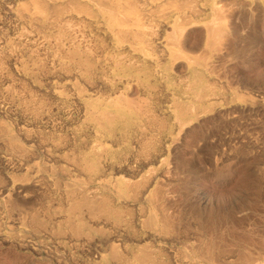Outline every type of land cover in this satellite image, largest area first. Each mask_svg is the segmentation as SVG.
I'll return each instance as SVG.
<instances>
[{"label":"bare ground","instance_id":"6f19581e","mask_svg":"<svg viewBox=\"0 0 264 264\" xmlns=\"http://www.w3.org/2000/svg\"><path fill=\"white\" fill-rule=\"evenodd\" d=\"M220 1L226 4L227 0ZM245 3L232 5L236 20L247 21ZM225 4L221 7L216 0H0V105L10 114L19 113L26 122L12 129L0 114V156L23 170L25 180L49 185L60 200L53 211L47 207L50 214L44 213L45 218L33 210L36 215L29 216L25 224L28 231L35 236L50 235L58 244L68 240L88 245L96 253L90 264H219L196 241L185 244L188 250L183 245L173 250L164 246L166 261L160 249L146 240L167 244L178 228L171 217L175 212L169 211L171 201L165 203L166 189L161 192L170 168L176 166H167L163 154L166 142L194 114L208 108L205 105L215 96L214 78L208 73L215 64L211 51L218 47L212 45L227 33L246 42L240 46L250 41L251 34L241 32L243 20L237 23L239 27L226 29ZM191 27L203 32L199 45L207 56L193 54V48L189 52L188 45L194 44L188 41ZM257 35L254 43L259 41ZM180 63L182 74L176 71L183 67ZM133 90L136 96L131 98ZM40 124L49 126L48 131L29 127ZM7 177L11 188H1L0 209L10 205L13 185L22 189L25 181ZM204 193L202 202L210 199ZM243 252L237 254L239 263L243 257L240 264H264V257Z\"/></svg>","mask_w":264,"mask_h":264},{"label":"rangeland","instance_id":"374dc122","mask_svg":"<svg viewBox=\"0 0 264 264\" xmlns=\"http://www.w3.org/2000/svg\"><path fill=\"white\" fill-rule=\"evenodd\" d=\"M219 1L216 0L218 5L222 7L223 3L225 4V2L220 1L219 3ZM228 1L229 0H227L226 4L224 5L228 9H226L225 7L222 8V10L224 9L227 10V11L224 10V13L226 14L224 16L225 17L224 23L227 30L231 28V27L228 28L229 26L239 27L241 20L244 19L241 18L239 21V18L237 20L236 18H234L235 16L234 8H233L234 6L232 5H234L235 3L237 4V2H243V3L246 2L245 4L247 5V7H249V10L247 11L249 15L244 14V16L247 15L245 17L247 21L243 20L244 22L242 21L243 23H241L243 25L241 24L240 25L241 27L243 26L242 27L243 31L241 32L243 33L245 32L244 34L246 35L249 34L248 36H250L251 34V36L249 37L250 41L248 40L249 43L247 42L246 45L244 44L245 46H240V44L243 45V43L246 42L243 41L242 43H240L238 42L239 38L236 37L233 33H227L225 34V36L223 35L222 38L218 39L220 41L223 40L222 42L217 41L212 45L211 48L218 47L219 50L218 48L217 50L216 48L215 49L213 48L211 51L213 62L215 61L214 62L215 64L212 63V66L213 65L214 66L211 67L212 68L210 69L211 72L209 71L208 73L210 74V77L212 79L214 78L211 87H213L212 90L215 92V96H216V97L213 96L205 105V107L211 109L208 110V108H204L203 109L204 111L197 112L196 114H194L192 118L188 120L185 123V125L181 128L180 130L181 132L179 131H178L179 133L176 132L173 140L166 142L167 144L166 151L163 154V157H165L164 158L165 163L167 166L169 165V167L175 168L176 166V168L175 169L170 168L169 171H171L173 175L171 174V172H169L170 175L168 173L169 177L167 181H165L164 185H162L164 187L161 192L165 191L164 189H166V191L163 192V193L167 192V194H165L166 198L164 197L166 200L165 203H167V201L168 203L171 201V203L169 204L167 203L169 206L172 204L171 206L173 207L174 205L175 209L177 207L183 209L181 210V212L178 211L180 210L179 208H177V210H175L174 207L173 208L171 207V209H169L170 212L171 211L175 212V214H172L171 212L172 214L171 217L172 219L174 218L173 220H175L174 223H177V225L175 224L174 227L176 228L178 227L177 229L180 228L181 230L179 229L178 231L176 229L175 234L177 233L178 234L177 235L174 234L173 236L174 238L173 239L171 238V241H168L167 244H161L159 240H153V242L152 240L149 239L146 240L147 243L150 244L153 248L156 247L158 250L160 249V254L166 261H168V257L167 254H164L166 253L164 251H168L167 249L173 247L171 249L173 250L174 248H176V246L180 247L181 245L182 247L183 245L182 248L188 250L189 249L188 245H190L191 243L195 245L196 242H197L196 245L199 243V246L202 249L204 247V250L206 249L209 255L212 254L211 257L213 259H215L214 258L215 256H217L218 259H220L218 260L217 257L215 260L212 259L213 263L214 261L216 262L217 260L219 261V264L220 261L221 264L223 263L240 264L243 261V257L240 256L239 259H241L242 261H240L239 263L237 261L238 260L237 254L240 253L241 255L242 254L241 251H244L243 254H245L246 252L251 255L253 253L252 256H259L261 258L264 257V255L261 254L262 252H264V248H261L264 246V244L262 243V240L264 242V234L263 236L260 235L264 232V224H263L264 223L263 220L264 219V204H263L264 203L263 202L264 201V13H263L264 0H241V1L237 0V2L236 0L235 1L232 0L234 1L233 4L231 0H230L231 2ZM231 6L233 9L231 8ZM222 14L223 12H221V16ZM5 21L7 22V20ZM233 21L235 22V24ZM231 22L233 23V25ZM227 24L228 26H226ZM196 29L197 32L199 33H196ZM190 30L193 32L191 33ZM252 33H254L253 41H254V35L260 34V36L257 35L258 36L257 38L259 39V41L257 40V42L259 43L256 42V39H255V43L253 41L251 42ZM188 34H189L188 41L191 42V44L193 43L196 44L198 42V44L196 45L193 44V46L191 45V47L190 45H188L189 52L191 53L192 51H194L192 50L193 48L196 50L195 52H192L193 54L195 53L197 55V53L200 52L199 54L203 56L204 55L207 56L208 55V52H206L207 50L204 53L205 49L202 48L201 46L203 41V32L201 31V29L197 27H191L189 29ZM199 40L201 41L199 42ZM199 43L201 45H199ZM217 43L218 46H215L217 45ZM251 44L253 45L252 47H250ZM196 46L198 50L196 49ZM239 48H241V50H238ZM217 54L220 55L218 56ZM179 65L183 67H180V69L177 67L176 71L178 74H182L184 73L183 72L184 65L182 63H180ZM215 78L217 82H215L216 81ZM214 85H216L217 87ZM134 93H135L134 90L133 92L131 91L130 97L133 95L135 97L136 93L135 94ZM43 96H45V98L48 97L47 100L44 99V101L46 103H49L50 102L49 96L46 94L42 95V97ZM0 114L3 120L5 121V123L12 129H15L17 126L26 123L19 113L11 112L10 114L8 108L3 104L0 105ZM197 118L199 119V121ZM191 125H192V129H191ZM194 125L195 127H193ZM29 127L34 131H36V129H39L41 132L48 131L49 129V126H45L41 124L38 125V128L37 126H33V125H29ZM187 128L190 130H187ZM184 129L186 130L187 133L184 132ZM179 136L180 137L182 136V139ZM178 139H180V141H177ZM175 142L179 145H177ZM173 144L174 146L176 145L178 147L176 146L174 147ZM171 145L172 148L170 149ZM40 157L44 159L43 156ZM169 158L178 159V161L174 159H171L170 161ZM172 161H174L175 163L174 162L172 163ZM5 164L7 167H5ZM0 166H1L0 167L1 179H2V174L4 173L6 178L3 175V179L5 181L8 178L7 174L13 176V178H18L17 181H19L20 179L25 180L24 177L26 175L23 173V170L19 169L18 171L17 169L19 167L17 165L9 161L3 160L1 156H0ZM16 174L17 175L20 174V175L17 176ZM1 179H0L1 191H2L1 189L2 187H4V189L5 187L11 188V183L9 179L7 180L8 182L7 183L4 182V184L2 182L4 180ZM14 185H13L14 191L11 195L13 198H11L7 203L10 205H6V207L10 206L9 207L10 209L6 207H5L6 209L5 208L0 209V229L2 232V235L0 236V264H59V263L60 264H90L95 258L96 253H93L95 251L92 248H90L88 245L75 244L68 240H64L65 243L63 242L58 244L57 241L53 239L50 235L48 236L46 234L43 235L41 234L39 236L38 234L37 236H35L30 231L27 230L28 228L27 225L25 224L28 223L29 216L34 215L35 213L40 217H43L44 213L50 214L49 212L55 209L58 201L60 202L59 197H57V195L51 191L49 185L45 183H42V185H35L30 182V179H26L24 181V185L22 186L23 187L22 189L16 188L15 187L16 185L15 186ZM15 189L17 190V192L19 190L21 191L17 193ZM1 191H0V203L2 201ZM202 192H205L204 194L210 197V199H208L206 202L200 201ZM167 195L169 198L167 197ZM169 195L172 196L170 197ZM208 196L207 198H209ZM12 199L15 200L16 203H14ZM29 200H33V201H29ZM209 200L210 202L208 203ZM53 203H55L54 206ZM48 204L49 206H47ZM12 205L14 208L12 207L11 209ZM246 205L249 207H247ZM169 206L167 207L170 208ZM243 206L245 207L244 210L242 208ZM47 207L48 209L51 207L48 210L49 212L47 211ZM172 209H174V211ZM256 209L259 210L257 211ZM31 210L32 212H30ZM33 210L35 211L34 214H33ZM36 211L40 213L38 214V212ZM182 211L185 212V214ZM29 212L31 214H29ZM208 212H210L211 214H209ZM174 215L175 217H177V219L174 217ZM180 215H182V217ZM246 215L248 216L246 217ZM186 218L188 219V221ZM180 219H182L181 222ZM177 220L178 222H176ZM185 222L187 224H185ZM183 225H187V227ZM252 227L254 228L252 229ZM248 235L251 236L249 237ZM199 236L202 238H200ZM207 236H209V238ZM49 237L51 238L49 239ZM189 237H191L192 239H190ZM197 238H199L200 240H198ZM247 240L249 242H247ZM260 240L261 243L259 242ZM149 241L152 243H150ZM180 241L183 243L181 244ZM206 243L210 244V246L209 245L204 246L207 245ZM185 244L188 245L186 246ZM228 244L231 246H229ZM260 245H262L260 247L262 252L260 251V249L257 250ZM164 246H166L167 249ZM156 248L155 250H157ZM163 249L166 250L163 251ZM218 249H220L223 252H221ZM217 250L220 252V254L218 253ZM236 251L237 252L240 251V252L237 253ZM221 253L224 254L221 255ZM221 256L223 257L221 258ZM224 257L226 261H224ZM228 257L229 259H227ZM235 260L237 263H235ZM217 263L218 262H216L215 264Z\"/></svg>","mask_w":264,"mask_h":264}]
</instances>
